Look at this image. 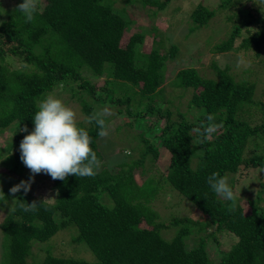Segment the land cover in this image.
Segmentation results:
<instances>
[{
  "label": "trees",
  "instance_id": "obj_1",
  "mask_svg": "<svg viewBox=\"0 0 264 264\" xmlns=\"http://www.w3.org/2000/svg\"><path fill=\"white\" fill-rule=\"evenodd\" d=\"M13 1L12 11L0 18V134L12 130L3 160L12 174L20 173L23 166L19 144L27 133L22 129L26 126L32 131L38 103L54 88L71 92L85 117L97 112L96 102L109 101L133 121L144 122L149 115L163 118L154 102L167 84L168 89L192 90L189 105L197 115L188 118L176 110L172 117L166 109L165 123L153 140L140 133L137 157L134 150L129 151L131 155L114 169L103 163L96 125L83 119L81 126L92 136L90 146L101 161L97 175H69L63 181L49 176L51 189L57 192L52 202L31 191L17 192L14 197L7 190L1 198L10 202L0 222V264H28L34 244L50 242L70 228L75 229L71 242H84L94 258L53 254L48 244L46 254L35 264H264V210L259 206L264 185L259 182L256 198L248 200L249 210L237 201L236 210L229 212L231 202L215 194L206 182L211 173L218 172L227 175L233 187L231 175L240 168L264 171V119L254 122L252 118L253 105L264 114V98L254 101L255 82L235 79L228 68L217 65H213L215 78L184 66L166 82L167 60L175 59L179 49L172 44L162 51L152 46L153 38L146 45L143 32L131 33L123 44L128 24L113 9L114 0H40L30 23L16 8L22 0ZM139 1L148 9L165 5L160 0ZM228 1L220 0L217 8L226 7ZM248 1L244 9L227 13L232 30L214 45V52L252 49L259 57L264 46V0ZM214 15L215 10L199 3L190 14L191 30L206 26ZM8 58L17 59L22 67L12 69ZM87 75L103 78V84H94ZM207 114H215L223 127L210 141L199 144L194 129L205 122ZM14 148L16 152L10 154ZM160 149L166 154L164 165L158 160ZM155 174L160 176L157 181ZM161 183L190 201L204 222L199 226L186 217L159 221L149 203L163 187ZM18 199L42 201L37 212L26 213L18 207ZM169 226L176 230L167 239L162 230ZM210 226L236 237L216 262L203 238L192 247L185 240L195 230Z\"/></svg>",
  "mask_w": 264,
  "mask_h": 264
},
{
  "label": "rangeland",
  "instance_id": "obj_2",
  "mask_svg": "<svg viewBox=\"0 0 264 264\" xmlns=\"http://www.w3.org/2000/svg\"><path fill=\"white\" fill-rule=\"evenodd\" d=\"M160 1L165 4L163 8L148 9L147 6L144 7L143 4H139V0H114L113 9L128 24V29L126 28L127 32L122 38L123 44L131 33L143 32L145 34L144 40L147 38L146 45L151 44L148 42H151L149 40L152 38L154 41L152 46L160 48L162 51L169 50L172 44L175 45L179 51L175 59L167 60L166 72L167 78L169 77V79L166 82L173 78L178 68L184 66L196 68L203 77L215 78L216 75L213 65H217L220 68H228V72L235 79L253 80L256 84L254 92L255 102L264 98V46L259 57L255 56V52L252 49L246 51L242 49L229 50L224 52H214L213 49L214 45L224 40L232 30L231 22L225 18L227 13L230 10L237 11L239 8L244 9L249 5L248 0H230L224 8H217L220 0ZM236 2L238 4H235ZM13 3V0H0V18H5L12 11L11 6ZM199 3H203V5L213 11L215 10V15L208 21L206 26L195 27L194 30H191L193 23L191 22L190 14ZM253 30L251 28V31ZM242 34H245V32L243 31ZM240 40L241 37L236 40L235 46L239 45ZM241 54L251 61V67L247 69L236 67L237 57ZM7 61L12 69L22 67L23 65L17 59L8 58ZM87 76H89L88 78L94 84H103V78H94L91 75ZM166 86L167 84L163 85L165 92L161 96H157L154 102V106L163 111V118L156 115H149L145 117V123L142 121H133V117L126 114L124 110L122 112L117 111L120 108L117 104L109 101L104 104L95 103V110L100 111L105 106H111L115 113L114 116L108 119L110 134L99 140L100 148L104 155L103 163L108 168L114 169L117 164L126 160V152H132L134 150V156L137 157L138 148L141 146L138 135L143 133L145 137L153 140L154 135L159 131L158 129L165 123L166 109H169L173 113L172 117H175L174 113L176 110L184 113L188 118L194 116L195 109L189 105L192 90H181L179 88L168 89ZM75 88L77 89L75 92L79 93L80 90L77 85H75ZM169 90L172 93H169ZM49 94L61 98L67 105L77 109L78 118L80 121H83L85 115L82 112L79 101L71 92L69 93L63 90V87H58L56 89L54 88ZM252 110H254L252 114L254 122H260L264 119V114L261 113L259 106L253 105ZM129 123L132 126H129ZM11 135L12 130L9 128L0 134V190L4 193H0V222L6 214V204L10 202V200L2 201L1 198L5 196L6 191L13 185L19 183L21 180H27L30 176V171L24 164H22L20 173L12 174L6 167L8 163L3 161L6 155L5 147L10 142ZM15 152L16 149L14 148L10 151V154H14ZM159 154L160 157L158 160L164 165L165 160H167L164 150L160 149ZM158 171L162 170L159 168ZM231 176L234 179L233 190L238 194V203L244 205L246 210H249L248 200H254L256 198L259 182L264 185V171H257L253 167H242ZM159 177L158 174H155L154 180L157 181ZM50 181V177L47 174L41 173L35 175L31 183L30 191L39 196L40 199H46L50 202L55 201L57 192L51 189ZM162 186L156 197L149 203L151 208L158 214L159 221L169 223L173 217H186L191 219L194 224H199V226L201 222H204V217L201 212L190 201L180 196L175 190L173 191L171 188L165 189L163 184ZM260 197L259 206L264 210V190ZM10 198L13 199L12 195H10ZM73 229L61 230L50 242L46 241L42 244H34L32 247V255L27 260L28 264L38 262L46 254L45 249L48 244H51L50 251L53 254L72 255L74 257L92 260L94 257L84 242L78 244L71 242V236L75 234ZM175 230V227L169 226L162 230V234L169 239ZM195 231V234L185 239L187 246L192 247L197 245L199 244V239L203 238L208 254L215 262L236 241V237L233 234L216 231L211 226ZM2 240L3 236L0 228V263L2 258Z\"/></svg>",
  "mask_w": 264,
  "mask_h": 264
},
{
  "label": "clouds",
  "instance_id": "obj_3",
  "mask_svg": "<svg viewBox=\"0 0 264 264\" xmlns=\"http://www.w3.org/2000/svg\"><path fill=\"white\" fill-rule=\"evenodd\" d=\"M40 0H22L16 8L23 13L25 22L35 19ZM3 23V21H0ZM237 68L251 67V61L243 54L237 57ZM115 113L111 106H105L84 118L88 124L94 123L98 129L97 135L105 138L110 134L108 119ZM34 128L28 132L25 126L23 131L27 134L19 144L20 159L30 171L27 180H21L9 189L15 197L17 192L26 194L30 191L35 175L47 174L53 180H66L69 175L76 177H94L101 166L97 153L90 146L92 136L81 126L78 110L67 105L61 98L48 94L37 106L32 116ZM223 127L222 122L216 121L215 114H207L205 122L194 129L198 143L210 141L214 134ZM126 155H131L126 152ZM210 189L226 201L231 202L229 212H234L237 206L238 194L234 192L227 175L218 172L211 173L206 180ZM0 193L4 194L2 190ZM42 201V200H41ZM41 201L33 200L31 203L18 199V207L23 212H37Z\"/></svg>",
  "mask_w": 264,
  "mask_h": 264
}]
</instances>
